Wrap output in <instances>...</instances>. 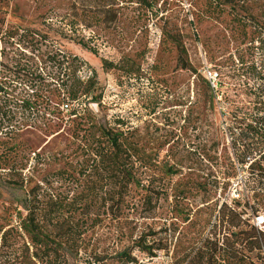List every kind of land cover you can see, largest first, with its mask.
<instances>
[{
    "label": "rangeland",
    "instance_id": "obj_1",
    "mask_svg": "<svg viewBox=\"0 0 264 264\" xmlns=\"http://www.w3.org/2000/svg\"><path fill=\"white\" fill-rule=\"evenodd\" d=\"M247 1L259 15L254 26L234 21L232 0H0V230L17 225L15 209L34 187L68 199L95 187L96 206L75 214L89 227L85 263L122 264L116 254L152 229L165 250L151 259L132 249L137 264H264V238L259 250H242L232 234L255 217L230 227L219 210L231 180L238 213L252 187L264 196V181L250 182L232 152L233 133L264 99V0ZM62 55L86 63L82 78L95 72L97 103L56 105L49 91L60 83ZM205 69L217 72L214 88ZM39 96L52 99L47 114L25 106ZM99 127L120 129L137 149L127 160L135 183L104 206L107 180L85 152ZM207 237L221 247L214 256ZM22 242L3 249L0 262L20 264Z\"/></svg>",
    "mask_w": 264,
    "mask_h": 264
},
{
    "label": "trees",
    "instance_id": "obj_2",
    "mask_svg": "<svg viewBox=\"0 0 264 264\" xmlns=\"http://www.w3.org/2000/svg\"><path fill=\"white\" fill-rule=\"evenodd\" d=\"M145 2V0H142ZM216 1V0H214ZM232 13L235 22L249 26L259 24V15L254 12L253 7L248 5L247 0H232ZM85 47V45H83ZM180 54L185 55V50L181 44H177ZM83 66H87L84 61L77 56L62 55L57 61V73L55 78L60 82L55 89L49 91L50 96H54L61 110L64 106L68 107V103H77L79 101H87L97 103L99 97H93L97 79L93 70L85 78L79 76V72ZM105 67V62H103ZM204 78L207 80L205 75ZM209 83V81H207ZM212 89V88H211ZM51 97L39 96L31 103L26 102L25 106L31 109L32 113L47 114L48 102ZM63 102H67L64 103ZM258 106H255L254 112L250 115V122L245 125V129L234 134L232 138V152L235 161L239 165H248L249 181L255 184H262L264 181V99H259ZM70 115L76 116V110L72 109ZM244 123L243 119L237 122L238 125ZM116 126L119 128L124 124L123 121L117 119ZM87 137L90 142L87 151L90 153L91 164L103 172L99 180L103 178L107 180L108 190L104 192L105 199L101 198L102 205L107 202L114 203V198L124 199L128 194L130 184L135 183V174L132 166L127 164V160L134 157L136 147L132 142L123 138L120 129H112L99 127L94 132L88 133ZM114 186L118 188L114 191ZM259 187V186H257ZM100 189V188H99ZM253 194L243 203L245 211L240 213L232 210L227 204L220 207V219L225 221L230 227L241 225V216L250 215L258 216L264 212V196L255 191V187L251 189ZM98 188L87 187L78 194V197L70 199L61 198L59 195L49 193L48 195H40L39 190L34 187L25 195L23 207H17L16 217L17 225L12 223L6 225V229L0 230V252L5 248L15 249L14 243L23 241L19 246L20 264H89L85 263V258L81 253L84 250L82 244L83 237L87 233L89 227L81 217H85L92 211L95 205L96 192ZM262 191V189H260ZM114 192V193H113ZM144 200L147 204L151 201L149 188L145 189ZM112 206H110L111 208ZM24 211V215L22 214ZM75 214L81 217L76 218ZM225 220V221H224ZM245 220V219H243ZM246 221V220H245ZM157 232L152 229L141 232L140 235L132 241V247H128L116 254V257L122 264H137L138 261L132 255V249L146 255L148 258H155L156 252L165 250V245H158L153 238ZM236 237L237 243L242 250L252 243V249H260V241L264 238L261 233L250 226L247 229H239L236 233H232ZM216 232L213 237H216ZM260 239V240H259ZM214 243H210L208 237L203 242L205 250L212 252L209 256H214L218 250H221L219 242L214 239ZM223 246V241L220 243ZM228 243L226 242V245ZM210 245V246H209ZM229 254L232 249L229 248ZM210 258V257H209ZM224 262L223 256L220 259ZM71 261V262H70ZM100 259H96V263ZM95 263V264H96ZM0 264H14L10 261L0 262Z\"/></svg>",
    "mask_w": 264,
    "mask_h": 264
},
{
    "label": "built area",
    "instance_id": "obj_3",
    "mask_svg": "<svg viewBox=\"0 0 264 264\" xmlns=\"http://www.w3.org/2000/svg\"><path fill=\"white\" fill-rule=\"evenodd\" d=\"M183 5V4H182ZM186 9L188 7L187 4L183 5ZM203 74L205 75V77L207 78V80L209 81V83L211 84V87L214 88L215 86V82L217 80V72H215L214 70L211 69H205L203 71ZM64 108H68L67 106H64ZM249 163H246L244 165H239L238 164V168H248ZM240 194L233 192L232 193V180H231V185L227 191V200L225 201V204H227L228 206L232 207V201H237L239 200ZM255 228H258L262 231H264V215H258L255 217L254 223H253Z\"/></svg>",
    "mask_w": 264,
    "mask_h": 264
}]
</instances>
